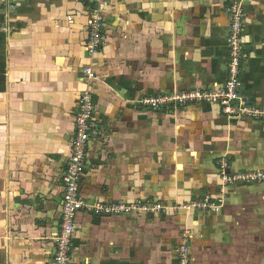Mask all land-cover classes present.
I'll return each mask as SVG.
<instances>
[{"label":"crops","instance_id":"obj_1","mask_svg":"<svg viewBox=\"0 0 264 264\" xmlns=\"http://www.w3.org/2000/svg\"><path fill=\"white\" fill-rule=\"evenodd\" d=\"M245 10L241 94L264 107V0H109L104 44L86 50L93 0H0V264H49L62 209V173L92 68L95 131L81 198L90 207L166 211L77 215L74 264H264V120L228 118L218 105L144 109L145 96L222 87L229 9ZM219 211L192 207L206 197ZM192 207V208H191Z\"/></svg>","mask_w":264,"mask_h":264},{"label":"built area","instance_id":"obj_2","mask_svg":"<svg viewBox=\"0 0 264 264\" xmlns=\"http://www.w3.org/2000/svg\"><path fill=\"white\" fill-rule=\"evenodd\" d=\"M94 7L90 12L88 23V42L86 50L90 56L98 54L104 44L105 12L109 0H93ZM246 13L240 1H234L229 9L230 32L228 38L229 57L227 61L228 76L222 87L208 91L191 90L145 96L139 104L144 109L155 112H169L173 108H181L188 104L211 103L218 105L222 113L228 118H252L264 120V107H258L249 98L241 94L242 65L247 58L243 45L244 19ZM96 79L92 68L84 69V81L89 87L81 92L75 116V132L72 138L70 155L62 173V209L59 230L54 237L55 254L49 264H74L72 251L74 237L77 230V215L84 209L95 210L104 214H118L121 212L138 211H166L161 205L150 207L146 204L136 203L126 205L117 203L112 205H96L90 207L81 198V184L84 176L88 147L95 131L96 106L93 98L91 83ZM222 188L239 181H264V173H249L231 175L227 172L228 162L220 161ZM225 191L221 189V197L213 200L210 197L195 202L192 207L202 211H219L224 203ZM191 207V208H192ZM190 231H185L183 241L177 249L178 264H191Z\"/></svg>","mask_w":264,"mask_h":264}]
</instances>
